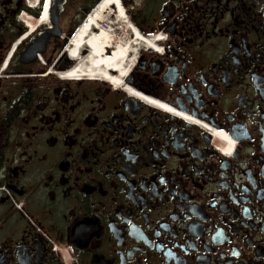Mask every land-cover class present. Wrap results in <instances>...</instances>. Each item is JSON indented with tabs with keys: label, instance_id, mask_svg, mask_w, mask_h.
I'll list each match as a JSON object with an SVG mask.
<instances>
[{
	"label": "flooded vegetation",
	"instance_id": "1",
	"mask_svg": "<svg viewBox=\"0 0 264 264\" xmlns=\"http://www.w3.org/2000/svg\"><path fill=\"white\" fill-rule=\"evenodd\" d=\"M52 1L0 0V264H264V0H123L121 85Z\"/></svg>",
	"mask_w": 264,
	"mask_h": 264
},
{
	"label": "bare ground",
	"instance_id": "2",
	"mask_svg": "<svg viewBox=\"0 0 264 264\" xmlns=\"http://www.w3.org/2000/svg\"><path fill=\"white\" fill-rule=\"evenodd\" d=\"M155 44L132 23L121 0H100L70 42L77 60L67 75L121 85L136 64L139 47Z\"/></svg>",
	"mask_w": 264,
	"mask_h": 264
},
{
	"label": "rangeland",
	"instance_id": "3",
	"mask_svg": "<svg viewBox=\"0 0 264 264\" xmlns=\"http://www.w3.org/2000/svg\"><path fill=\"white\" fill-rule=\"evenodd\" d=\"M71 1H73V0H71ZM92 1L93 0H77V3L74 4V11L79 12V9L81 8L82 4L92 3V5H93V3L96 2L97 0H94V2H92ZM139 3H142V0H139ZM92 9H93V7L90 5V8L86 11L87 14L86 15L81 14L83 16V19H82V22L80 23V25L78 26V28L81 26V24L86 19V17L88 16V14L91 12Z\"/></svg>",
	"mask_w": 264,
	"mask_h": 264
},
{
	"label": "water",
	"instance_id": "4",
	"mask_svg": "<svg viewBox=\"0 0 264 264\" xmlns=\"http://www.w3.org/2000/svg\"><path fill=\"white\" fill-rule=\"evenodd\" d=\"M67 0H53L51 11L61 12Z\"/></svg>",
	"mask_w": 264,
	"mask_h": 264
},
{
	"label": "built area",
	"instance_id": "5",
	"mask_svg": "<svg viewBox=\"0 0 264 264\" xmlns=\"http://www.w3.org/2000/svg\"><path fill=\"white\" fill-rule=\"evenodd\" d=\"M64 259L68 261V255L64 254Z\"/></svg>",
	"mask_w": 264,
	"mask_h": 264
},
{
	"label": "trees",
	"instance_id": "6",
	"mask_svg": "<svg viewBox=\"0 0 264 264\" xmlns=\"http://www.w3.org/2000/svg\"><path fill=\"white\" fill-rule=\"evenodd\" d=\"M100 0H97L96 2L93 3L92 7L95 6L97 4V2H99Z\"/></svg>",
	"mask_w": 264,
	"mask_h": 264
}]
</instances>
